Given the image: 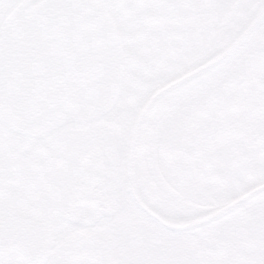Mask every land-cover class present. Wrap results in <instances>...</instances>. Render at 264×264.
<instances>
[{"label":"flooded vegetation","instance_id":"1","mask_svg":"<svg viewBox=\"0 0 264 264\" xmlns=\"http://www.w3.org/2000/svg\"><path fill=\"white\" fill-rule=\"evenodd\" d=\"M21 1L17 0L13 3L9 12ZM125 1H129V3H125ZM225 1L198 0L191 4L187 0H109L108 8L112 12L134 5L140 13L141 19L134 24L138 27L136 31L138 33H134L133 37L137 38L135 41L138 43L124 39V31L120 30L125 53L124 78L120 95L113 109L107 115L115 112L112 116L115 121L119 117L116 109L122 111L123 108H126L128 102H135L136 105L132 109H135L138 105L141 106L142 103L144 108L158 90L176 80L177 77L174 75L178 69L177 66L181 61L186 60L185 55L177 54L178 50H181L178 45L191 41L186 34L192 31L193 24H201V28L204 26L207 29L210 17L204 10L208 7L218 10ZM243 1L237 0L234 12L237 11ZM253 1L252 5L258 10L256 19L264 6V0ZM3 2L4 0L1 2L0 9ZM150 11H152V14H150ZM7 14H5V17ZM5 17L0 20V25ZM114 17L117 23L122 20L118 19L115 14ZM210 19L218 23L214 18ZM262 31H264V19L245 43H248L247 46H249L250 51L257 44L264 49V38L256 39V37H263ZM253 40L255 42L257 40V43H253ZM126 42L131 43L132 46L128 47ZM182 51L184 52V50ZM250 51H247V53L251 54ZM233 56L238 57V59L250 57L249 60H252L254 64V68L248 67V71L244 72L240 67V62L237 63L233 73L235 77H233L234 84L230 83L229 87L231 88L225 91L227 96L223 97L225 103L223 106L229 108V110L225 109V112L221 114L223 118L228 116V124H236L239 135L244 134L242 126L249 125L250 143L243 153L237 154L236 163L248 152L253 151L255 167L251 174L243 180L236 178L235 188H240L241 195L237 197L240 198L252 189L264 185V149L261 148L259 142L260 134L264 133V56L260 53L246 55L245 57H242L243 55ZM229 61L226 60L223 63L227 64ZM223 63L220 65H223ZM200 77L204 78L205 75L203 74ZM173 92L174 89L164 94L163 97ZM173 103H175V100ZM181 103V110L190 114L193 110L192 106L190 107L191 110L188 111L187 107L183 106L187 102L183 104V101H181ZM205 106L200 111L198 133L194 135L195 154L202 156L206 138L213 136L218 150V161L214 169L216 170L219 163L220 143L218 134L214 129L216 123L212 120V101L211 104ZM181 114L182 111L172 112V115L177 117ZM107 115L88 123L72 122L66 124L43 137H34L17 132L0 121V222L7 221L15 212H22L28 218L51 227L54 244L49 258L41 264H72L71 259L75 255H78L80 260L82 259L83 264H119L115 256L119 255L121 246L127 241L134 248L135 260L140 264H163L168 260H170L168 264H181L180 258L177 259L175 254L168 259L161 254L158 258H153L168 243H175L177 249H180L184 255L188 244L186 249L188 253L187 262L199 264L198 240L195 236H206L217 225L218 220H230L231 215L229 213L231 211L253 199L264 189L230 212L204 224H210V229L200 231L196 229L201 226L183 230L167 229L157 219L137 206L132 198V202L126 201L127 192L123 195V203L128 204V206H136L141 211L139 216L143 220L134 223L115 218L116 221H122V223H114L118 224V228L112 227V229H106L102 233L95 231L93 228H96L95 226L103 219L114 218L117 213V208L105 199V196L109 194L111 184L107 183L110 170L106 169V163L108 162L104 158L105 154L110 153L113 155V152L116 153L117 150L109 143L108 132L104 138L98 135L99 129H109L110 127L111 130V125H115L105 119ZM257 123H261L260 128H257ZM176 124L182 126L179 122ZM187 128L186 123L183 129L187 130ZM185 130L180 128V135L186 133ZM84 131H87V133ZM184 135L185 137L188 136ZM239 143L241 142L238 141V145ZM200 147L201 153L198 152ZM97 155L100 157L98 163ZM146 159L147 167L144 168V173H135L136 190L149 209L157 213L162 219H166L163 216L162 209L158 208L155 202V208L146 202V194L143 188H147L150 182L158 185V188L163 186L169 188V185L173 182H171L170 175H164L163 177L162 174L165 172L159 169L161 164L150 160L148 154ZM200 165L206 171V176L212 178L214 170L209 172L205 169L203 156ZM17 166H19L18 170L20 172L16 170ZM97 183L101 188H96ZM162 183L163 186L160 185ZM128 191L130 192L129 188ZM156 195V198H160L163 193L156 192ZM83 201H98L100 207L104 209V215L97 223L84 226L71 221L72 208ZM261 203L262 200H258L253 204H248L243 211L240 210L236 213L240 223L237 229L241 228V231L239 230L236 233L234 239L228 241L233 242L231 247L235 250L234 254H242L241 261L243 263L252 262L256 264L263 261L264 224L260 225L252 219ZM158 204L162 207L161 203L158 202ZM169 207L170 205H168V208L165 206L164 209L168 210ZM224 207L226 206L206 216L213 215ZM251 219L252 225L249 224V227L241 224V222L245 223L251 221ZM170 232L175 233L171 234ZM177 233L180 234L179 237ZM113 235L116 237L113 238ZM117 237L119 238L118 242L116 241ZM247 252L248 255H246ZM36 263V261L26 259L15 251L6 254L0 252V264Z\"/></svg>","mask_w":264,"mask_h":264},{"label":"water","instance_id":"2","mask_svg":"<svg viewBox=\"0 0 264 264\" xmlns=\"http://www.w3.org/2000/svg\"><path fill=\"white\" fill-rule=\"evenodd\" d=\"M2 0H0L1 5ZM264 19V6L255 21L226 51L158 90L135 126L129 155L130 190L136 203L163 225L192 228L229 212L264 188L253 189L222 210L185 225H172L148 209L134 190V157L143 121L163 94L224 62L249 39ZM124 77V48L112 14L99 0H22L0 26V121L17 132L43 137L71 122L86 123L107 114L115 104ZM259 142L264 149V133ZM203 164L217 165L213 136L205 141ZM20 166V165H19ZM19 166L16 167L18 170ZM255 167L254 152L240 158L238 180ZM104 215L98 201L76 204L70 219L93 225ZM54 244L50 226L15 212L0 222V252H17L44 263Z\"/></svg>","mask_w":264,"mask_h":264},{"label":"rangeland","instance_id":"3","mask_svg":"<svg viewBox=\"0 0 264 264\" xmlns=\"http://www.w3.org/2000/svg\"><path fill=\"white\" fill-rule=\"evenodd\" d=\"M17 0H4L2 7L0 9V20L5 17ZM108 4L109 0H102ZM189 3L194 4L198 0H187ZM237 0H226L218 10H214L208 7L205 13L210 17L214 18L219 22L215 27L201 28V24H193V29L187 32V37L191 41L186 44H179L178 48L184 50V52L179 49L178 55H185V59L178 64V69L176 71L177 78H180L184 74H187L194 69L200 67L211 59L215 58L219 54L226 51L231 47L237 39L243 34V32L249 27V25L254 21L257 8L252 5L253 0H244L239 6L237 11L234 10V6ZM129 3V1H125ZM120 22L118 23L120 30L124 31V39L127 41H135L137 38L133 37L138 27L134 24L139 21L140 13L136 10V7L130 5L128 8L125 7L123 10L114 11ZM152 14V11H150ZM130 23V24H128ZM127 24V25H126ZM208 24V23H207ZM123 27V29H121ZM128 31V32H127ZM264 34V31H262ZM255 37V36H254ZM264 38L259 37L256 39ZM257 43V40L252 41ZM135 43H138L135 41ZM248 44V43H247ZM245 46L238 50L234 55H257L260 53L264 56V49L261 45H255L251 51L249 46ZM126 45L132 46L131 43ZM251 45V44H249ZM137 46V45H136ZM139 46V45H138ZM137 46V47H138ZM250 51L251 54H248ZM254 52V53H253ZM250 57H245L243 59H238V57H230L227 64L219 65L213 70L205 73V77H197L191 82H187L182 86L174 89L172 94H168L162 97L159 102L153 107L152 111L147 115L140 131V137L137 145V152L135 156V173H144V168H146L147 154L150 155V160L154 163L161 164L160 168L165 173L164 175L171 176V185L169 188L163 186L158 188V185L153 183H148V187H144L145 200L150 206H154V202L159 206L158 202L164 203L171 206L168 211L163 209V216L168 220L174 222H183L185 220H195L202 218L210 214L211 212L219 210L223 206H227L232 203L234 199L241 195L240 188H235V171H236V161L237 154L243 153L250 143L251 137L249 133V125L242 126L244 130L243 135H239V129L236 124H228V116L225 118L221 117V114L229 108H224L223 97H226V90H228L230 83H233V73L236 69V65L240 62V67L244 72L248 71V67H253L254 64ZM257 70V68H255ZM235 78V77H234ZM175 100V103L173 101ZM181 101L187 102L184 107L192 112H184L181 110ZM213 104L212 108V120L215 121L214 124L215 132L218 134L219 138V163L217 169L213 171L212 178L206 176V171L203 166L200 165L202 156H197L196 149L194 148L195 138L194 135L198 133L199 123H200V111L206 107L207 104ZM189 102V104H188ZM135 102H128L126 108L122 111L116 109V113H119L118 119L112 117L113 113L107 115L105 119L113 124H117L114 130L108 129L109 143L117 151L105 154L104 158L106 161V169L109 171V178L107 183L111 184L109 187V194L105 196V199L113 206L117 208V213L114 218L108 217L103 219L96 228L95 231L100 233L105 232L106 229L118 228V224L122 221H116L115 218L127 221L139 223L142 219L140 217L141 211L136 208V206H128V204L123 203V195L128 192L126 201L129 203L131 201V195L128 191L129 188V168H128V157L132 145L133 131L138 119V116L143 108V103L141 106H137L135 109ZM173 111H182L180 116H173ZM232 111V109H230ZM229 114V113H228ZM170 117H172L170 119ZM186 119V120H185ZM182 124L178 126L176 123ZM187 123V130L183 129L184 125ZM248 123V122H247ZM84 127V126H83ZM86 127V126H85ZM261 127V123H257V128ZM180 128L185 130L186 133L180 135ZM112 129V128H111ZM188 135L185 137V135ZM238 141L239 143L238 145ZM201 153V147L198 152ZM109 159V160H108ZM182 166V167H180ZM161 175V177H162ZM167 180V179H165ZM208 182V183H207ZM156 192L163 193L164 198H156ZM162 195V194H161ZM167 199H166V197ZM262 200L260 207H257L255 215L252 219L256 220L258 224H264V191L257 194L253 199H250L244 203L239 208L231 211L230 220L222 221L218 220L216 226L205 236H195L198 240V255L199 264H253L243 263L241 261L242 254H234L235 250L231 247L233 244L232 240L236 236V233L240 230L237 229L240 223L236 217L238 211H243L248 204H253L254 202ZM123 203V204H122ZM162 202V205H164ZM166 206V205H164ZM168 208V207H167ZM164 210H166L164 212ZM146 216V215H145ZM251 221L241 222V224L249 227L252 225ZM241 227V226H240ZM211 225L207 224L197 228V231L210 229ZM202 232V231H201ZM171 234L175 232H170ZM197 233V232H196ZM178 237L180 236L177 233ZM113 238L116 236L113 235ZM118 237L116 241L118 242ZM223 242V243H221ZM225 242V243H224ZM188 244L186 246V249ZM178 247L175 243H168L165 248L159 250L153 258H158L159 254L165 255V258H171L174 254L177 255V259L180 258L181 264L189 263L187 262L188 253L185 249V255L177 249ZM115 256L119 261V264H140L135 260V251L129 241L125 242L121 246L120 253ZM248 255V252L247 254ZM72 264H83L82 259L80 260L78 255H75L71 259ZM157 263V262H156ZM170 263V260L164 262L163 264ZM162 264V263H160ZM256 264H264L263 261L257 262Z\"/></svg>","mask_w":264,"mask_h":264},{"label":"trees","instance_id":"4","mask_svg":"<svg viewBox=\"0 0 264 264\" xmlns=\"http://www.w3.org/2000/svg\"><path fill=\"white\" fill-rule=\"evenodd\" d=\"M217 24H218V23H217L216 21H214V20H212V19L209 18V20H208V26H209V27L217 26ZM111 128H112L111 130L116 131V129L114 130V127H111ZM107 130H108V129H99V130H98V132H99L98 135H101L102 138H104V137L106 136ZM78 131H79V132H82L81 130H78ZM84 132L87 133V131H84ZM97 156H98V157H97V163H98L100 157H99V155H97ZM96 188H97V189L101 188L100 185H99V183L96 184Z\"/></svg>","mask_w":264,"mask_h":264}]
</instances>
